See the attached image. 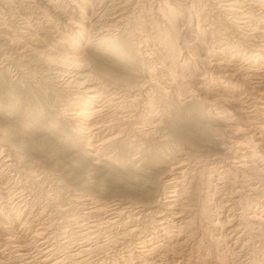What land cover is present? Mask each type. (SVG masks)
<instances>
[{"label":"rangeland","instance_id":"1","mask_svg":"<svg viewBox=\"0 0 264 264\" xmlns=\"http://www.w3.org/2000/svg\"><path fill=\"white\" fill-rule=\"evenodd\" d=\"M234 2L241 12L227 9ZM260 9L0 0L4 260L47 228L64 264H264V110L253 108L264 103V48L233 23L253 14L263 27ZM109 39L127 45L135 66L103 49ZM53 55L78 66L45 62ZM96 62L121 66L119 80L98 81ZM79 74L94 78L82 84L93 93L69 85ZM80 242L104 249L72 257Z\"/></svg>","mask_w":264,"mask_h":264},{"label":"bare ground","instance_id":"2","mask_svg":"<svg viewBox=\"0 0 264 264\" xmlns=\"http://www.w3.org/2000/svg\"><path fill=\"white\" fill-rule=\"evenodd\" d=\"M250 1H253V3L255 2V3H257V4H260L261 5V14L259 13V17H260V19H259V22L261 23V24H263V27L262 26H257L255 23V20H254V18H253V12L251 13L252 15H250V16H246L245 18H243L242 16V18L240 17L239 19H237V18H235L234 19V21H233V23H234V25L236 26V27H238V29H242L241 31H244V33H246L245 31L246 30H248V32L250 31L251 32V34H252V36L254 37V38H256V40H254V41H256L255 43H258L259 44V46H261V47H263L264 48V30H262V28L264 29V0H250ZM228 3H232V2H228ZM242 3V2H241ZM240 3V4H241ZM251 3V2H250ZM246 5V4H245ZM254 5V4H253ZM252 5V6H253ZM238 6H240V5H238V2H234V4H230V7H228L227 9L230 11L231 9H234V8H236V7H238ZM226 7V6H225ZM260 8V7H259ZM179 9V8H178ZM173 10H175V13H177L176 11H177V9H173ZM235 10V9H234ZM236 10H237V12L239 11V9H237L236 8ZM254 10V9H253ZM252 10V11H253ZM259 10V9H258ZM257 10V11H258ZM236 12V13H237ZM239 12H241V11H239ZM232 13V12H231ZM231 13H229V14H231ZM243 13V12H242ZM246 14V13H245ZM244 14V15H245ZM175 15V14H174ZM233 15V14H232ZM238 15V14H237ZM248 15V14H247ZM176 16V15H175ZM236 16V15H235ZM240 16V15H239ZM255 16H257V15H255ZM229 17V16H228ZM232 22V21H231ZM258 23V22H257ZM229 24V23H228ZM118 26V25H117ZM235 26H234V28H235ZM241 27V28H240ZM261 29V30H260ZM116 30V29H115ZM216 33V32H215ZM242 34V36H246V35H243V33H241ZM250 34V33H249ZM250 34V35H251ZM217 35V34H216ZM215 36V35H214ZM249 36V35H248ZM249 39H251V38H249ZM253 39V38H252ZM253 41V42H254ZM140 44V43H139ZM102 47H103V49L104 50H106V51H108L109 53H112V54H114L115 55V57L117 58H119L120 60H126L125 62H127L128 64H132V65H134L135 66V62H134V58L131 56V54L129 55V53H127V49H129L128 47H127V45H125V43H123L122 41H118V40H112V41H110V39L107 41H105V42H103V44H102ZM258 51V50H257ZM264 53V52H263ZM259 56V55H258ZM45 58V57H44ZM46 60L47 61H45V62H50V63H53V64H56L57 66H59L60 68H62V69H70V67H77L78 65H77V63H74V62H71L70 60H65V59H63V58H59V57H55L54 55L53 56H47L46 57ZM117 60V59H116ZM99 62L101 61V60H98ZM97 61V62H98ZM96 62V63H97ZM123 62V61H122ZM95 63V64H96ZM102 63H103V61H102ZM217 63V62H216ZM43 64V63H42ZM97 64H100V63H97ZM52 65V64H51ZM104 65V64H103ZM103 65L101 66V64H100V68L98 67L97 68V72H96V74H95V77H96V79L98 80V81H102V83L103 84H109V83H116V81L117 80H119V76L118 75H120V73L118 74V70H120L122 67L121 66H119L118 65V67L117 68H115V67H112L111 65V69H108V70H106V68L105 69H103L102 67H103ZM107 65V64H106ZM218 65V64H217ZM82 66H84V65H82ZM107 66V67H108ZM133 66V67H134ZM215 66V65H214ZM75 67L73 68V69H75ZM79 68V67H78ZM77 68V69H78ZM135 68V67H134ZM51 69V68H50ZM72 69V70H73ZM96 69V68H95ZM57 70V69H56ZM226 70V69H225ZM61 71V70H60ZM60 73H62V72H60ZM80 73V72H79ZM88 73V72H87ZM64 74V73H63ZM67 74V73H66ZM118 74V75H117ZM60 75V74H59ZM85 75V76H84ZM234 75V74H233ZM232 75V76H233ZM251 75V74H250ZM256 76V75H255ZM60 77V76H59ZM94 77V76H93ZM62 79H63V77H62ZM84 79H88V80H86V81H90L89 79H94V78H92L90 75H86V74H79L78 76H75L74 75V77L73 78H69L68 80H69V85H76V86H78L79 87V85H82L83 84V81H84ZM95 79V80H96ZM251 79V78H250ZM82 82V83H81ZM85 82V81H84ZM91 83V82H90ZM97 83V82H96ZM56 84V83H55ZM84 84H87L86 86H84V85H82V88H83V90L85 89V94L84 95H86V93H87V95H88V93H93L94 91V87L92 88V86L91 85H89L88 83H84ZM257 84V83H256ZM92 85H93V83H92ZM95 85V84H94ZM97 85V84H96ZM100 85V84H99ZM97 87V86H96ZM103 87V86H102ZM93 89V90H92ZM79 93V92H78ZM100 93H101V91H100ZM110 93V92H109ZM15 94V93H14ZM80 94V93H79ZM81 95V94H80ZM97 95V94H96ZM250 95V94H249ZM90 96H91V94H90ZM93 96H94V94H93ZM252 96V95H251ZM99 97H100V95H99ZM181 97V96H180ZM89 98V97H88ZM90 99H94V98H90ZM118 99V98H117ZM83 100V99H82ZM245 101V100H244ZM264 101V100H263ZM101 102V101H100ZM244 104H245V102H244ZM260 104H261V106H260ZM75 105V104H74ZM248 105V107H247V109L248 108H251V103H248L247 104ZM150 106V105H149ZM246 106V105H245ZM258 106L259 107H261V108H259V109H262V110H264V103H256L255 105H254V107L253 108H258ZM102 107V106H101ZM100 107V108H101ZM164 107V106H163ZM165 108V107H164ZM246 108V107H245ZM123 109V108H122ZM149 109H151V106H150V108ZM168 108H166V110H167ZM159 110V109H158ZM165 110V109H164ZM169 110V109H168ZM254 111V110H253ZM87 112V111H86ZM100 112V111H99ZM170 112V111H169ZM256 112V111H255ZM74 113V112H73ZM92 113H94V112H92ZM75 114V113H74ZM80 114V113H79ZM114 114V113H113ZM250 114V113H249ZM75 116L76 115H74V118H75ZM84 116V115H83ZM90 116V115H89ZM114 116V115H113ZM261 116V115H260ZM73 117V116H72ZM71 117V118H72ZM104 117V116H103ZM93 118V117H92ZM251 118V117H250ZM190 119V118H189ZM76 120V119H75ZM112 120V119H111ZM197 120V119H196ZM195 120V121H196ZM191 121V120H190ZM186 122V121H185ZM184 122V123H185ZM195 123V122H194ZM248 123V122H247ZM178 124V123H177ZM180 124V123H179ZM196 124V123H195ZM192 125V124H191ZM94 126H96V125H94ZM250 126V125H249ZM257 126V125H256ZM264 128V127H263ZM154 129H156V128H154ZM259 129V128H258ZM236 130V129H235ZM205 131V130H204ZM256 131V130H255ZM263 131V130H262ZM203 132V131H202ZM264 132V131H263ZM255 133V132H254ZM184 134H185V132H184ZM260 134V133H259ZM189 135V134H188ZM261 135V134H260ZM263 135V134H262ZM261 135V136H262ZM186 136V135H185ZM118 138V137H117ZM188 138V137H187ZM113 139H114V137H113ZM112 139V140H113ZM169 139V138H168ZM256 139H258V138H256ZM262 139V138H261ZM106 140V139H105ZM107 140H111V139H107ZM111 140V141H112ZM172 140V139H171ZM108 141V142H109ZM259 141V140H258ZM256 142V141H255ZM260 142V141H259ZM262 142V141H261ZM105 143V142H104ZM110 143V142H109ZM257 144V143H256ZM104 145V144H103ZM256 146V145H255ZM260 146V145H259ZM262 150V149H261ZM162 154H165V152H163ZM131 155V154H130ZM158 156V155H157ZM162 158V157H164V156H159V157H156V158H152L156 163H159V162H157V159L158 158ZM160 162H162V161H160ZM146 163V162H145ZM144 163V164H145ZM245 164H247V163H244L243 165H245ZM154 165V164H153ZM152 164H148V166H153ZM156 165V164H155ZM240 165V164H239ZM242 166V165H241ZM240 166V167H241ZM246 166V165H245ZM15 171V170H14ZM260 173V172H259ZM22 182V181H21ZM254 185V184H253ZM249 189H251V188H249ZM251 191V190H250ZM255 191V190H254ZM174 193V192H173ZM251 193V192H250ZM255 193V192H254ZM252 194V193H251ZM250 194V195H251ZM153 195V194H152ZM175 196V195H174ZM18 197V196H17ZM20 197H21V195H20ZM171 197V196H170ZM169 198V197H168ZM252 198V197H251ZM256 199V198H255ZM259 199V198H258ZM3 200V199H2ZM16 201V200H15ZM21 201V200H20ZM132 202V201H131ZM138 203V202H137ZM256 203V202H255ZM258 203V202H257ZM260 204H261V202H260ZM5 205V204H4ZM168 205V204H167ZM154 206V205H153ZM166 206V205H165ZM94 208V207H93ZM118 208V207H117ZM155 208V207H154ZM112 209H114V207L112 208ZM116 209V208H115ZM136 209V208H135ZM118 210V209H117ZM172 210V209H171ZM112 211V210H111ZM117 212V211H116ZM116 212H114L113 214H117ZM179 215H180V213H179ZM117 216V215H116ZM116 216H113L112 218H109V220L108 221H106L107 222V224H113L115 221H116V219H115V217ZM3 217V216H2ZM179 217V216H178ZM117 218V217H116ZM137 219V218H136ZM136 221V220H135ZM171 222V221H170ZM29 223V222H28ZM104 223V222H103ZM22 224V223H21ZM25 224V223H24ZM101 224V223H100ZM106 224V223H105ZM124 225V224H123ZM159 225H160V227L162 228L163 227V222H160L159 223ZM174 225V224H173ZM22 226V225H21ZM27 226V225H26ZM127 227L129 226V224H127L126 225ZM89 229V231H91V230H94V227L92 226V227H88ZM133 229V228H132ZM132 229H130L131 231H130V233H134L135 231H134V229L132 230ZM136 229V228H135ZM164 229V228H163ZM167 229H169V227L167 228ZM166 229V230H167ZM96 230V229H95ZM102 230V229H101ZM23 231V230H22ZM48 231V229L47 228H43L42 230H40L39 232H37L36 234H35V236L33 237V242L32 243H30V244H26L25 243V245H23V246H21V245H17V246H13V245H11V246H13L12 247V249L14 250H12L13 251V254H15V257H13L12 259L13 260H11L10 261V259H9V261H5L4 260V258H3V251H0V264H64V261L63 260H58V261H53V256H52V249H51V244H49V238L51 237L50 235V237H48V233L49 232H47ZM137 232V231H136ZM93 233V231L92 232H88L87 233V231H85L83 234H81L80 236H79V238L78 239H76L77 241H80V240H82V239H84V238H87V237H89L91 234ZM95 233V232H94ZM105 234H107V233H105ZM14 235V234H13ZM116 236H118L117 234H115ZM130 235V234H129ZM132 235V234H131ZM133 235H135V234H133ZM10 236V235H9ZM16 236H17V234H16ZM115 236V237H116ZM123 236H125V235H123ZM127 236V235H126ZM14 237H15V235H14ZM13 237V238H14ZM18 237H20V236H18ZM17 237V238H18ZM121 237V236H120ZM122 238V237H121ZM127 238V237H126ZM122 239H124V238H122ZM13 240V239H12ZM15 240H16V238H15ZM21 240V239H20ZM93 240V239H92ZM116 240V239H115ZM125 240V239H124ZM31 241V240H30ZM114 241V240H113ZM123 241V240H122ZM141 241V240H140ZM27 242V241H26ZM91 242V241H90ZM5 243V242H4ZM8 243V242H7ZM16 243V242H15ZM19 243H21V242H19ZM146 242L145 241H141L140 242V245H144ZM80 244L82 245L81 246V248L82 249H80V250H78V251H76V253L75 254H72L71 256L73 257V256H77V257H79L80 256V254L81 253H85V254H91L92 256L94 255V253H96V255H98V249H104V247L103 246H101V247H99L98 246V248L96 249V248H94V247H92L91 245H89L88 243H86L85 244V242H80ZM91 244H93V243H91ZM107 245V244H106ZM115 245V244H114ZM9 246V245H8ZM108 246V245H107ZM142 247V246H141ZM9 249V248H8ZM144 249V248H143ZM7 250V249H6ZM53 250H55V249H53ZM11 251V248H10V252H12ZM7 256H9V255H7ZM6 257V256H5ZM95 257V256H94ZM95 259H98V258H96L95 257ZM96 261V260H95ZM82 264H86V263H82Z\"/></svg>","mask_w":264,"mask_h":264}]
</instances>
